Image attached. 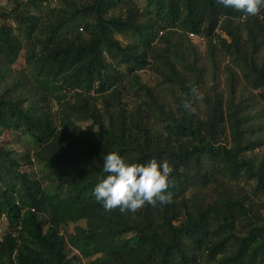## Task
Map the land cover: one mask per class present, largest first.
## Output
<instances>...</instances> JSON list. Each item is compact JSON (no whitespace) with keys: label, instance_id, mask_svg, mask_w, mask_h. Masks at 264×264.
Here are the masks:
<instances>
[{"label":"trees","instance_id":"trees-1","mask_svg":"<svg viewBox=\"0 0 264 264\" xmlns=\"http://www.w3.org/2000/svg\"><path fill=\"white\" fill-rule=\"evenodd\" d=\"M8 1L0 7V264H264V9ZM174 32L204 49L187 41L184 57ZM148 68L175 89L169 101L136 79ZM12 131L22 153L8 148ZM112 151L127 163L166 159L172 202L105 211L93 190Z\"/></svg>","mask_w":264,"mask_h":264},{"label":"clouds","instance_id":"clouds-1","mask_svg":"<svg viewBox=\"0 0 264 264\" xmlns=\"http://www.w3.org/2000/svg\"><path fill=\"white\" fill-rule=\"evenodd\" d=\"M224 7L234 8L246 15H257L264 9V0H218ZM196 88L192 87L195 95ZM204 99L203 94L198 97ZM181 104L189 112L193 111L192 103L187 97H181ZM103 172L108 175L94 187L93 195L105 211L119 209L121 213H136L146 204L155 207L172 202L169 177L173 167L166 159L155 158L146 164L127 163L126 158L112 151L103 157Z\"/></svg>","mask_w":264,"mask_h":264},{"label":"rangeland","instance_id":"rangeland-1","mask_svg":"<svg viewBox=\"0 0 264 264\" xmlns=\"http://www.w3.org/2000/svg\"><path fill=\"white\" fill-rule=\"evenodd\" d=\"M22 2H25L26 0H20ZM136 4L139 6V8L143 9L145 6V0H135ZM59 2L58 0H50L49 5H47L45 8L47 9L49 7H58ZM0 7L3 9H10L11 5L8 0H0ZM171 37V43L173 45V48L179 50V53L183 54L185 57L186 53V46H187V41L191 42L195 45H197L201 50L204 49V44L198 40V38H190V37H185L181 35L180 33L174 32L173 34L170 35ZM30 70V69H29ZM30 72V71H29ZM136 79L143 85L151 88L154 93L160 95L165 101H169L171 98V94L175 91V89L167 84H164L162 79L158 77L155 73H153L149 68L145 70L138 71L136 73ZM132 76H129L127 78V86H129V81ZM52 113L55 114V111L57 110V106L54 103H51L48 108ZM81 127L87 130H92L94 129V126H92L90 123H80ZM9 140H10V145L9 149L14 150L17 153H22L25 150V143L22 140V137L18 132H11L9 135ZM38 167H35V171H37ZM52 191L54 188L51 189ZM81 226H84L83 223H80ZM73 225H70L66 228H63L62 233L63 236L66 240V242L69 241V238L71 234L73 233ZM6 228V222L5 220L0 221V234L5 231ZM67 256L68 258H71L73 256H77V252L67 246Z\"/></svg>","mask_w":264,"mask_h":264},{"label":"built area","instance_id":"built-area-1","mask_svg":"<svg viewBox=\"0 0 264 264\" xmlns=\"http://www.w3.org/2000/svg\"><path fill=\"white\" fill-rule=\"evenodd\" d=\"M160 34H161V33H160ZM189 37H190V38H197V37H196L195 35H193V34H190Z\"/></svg>","mask_w":264,"mask_h":264}]
</instances>
